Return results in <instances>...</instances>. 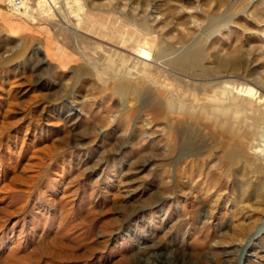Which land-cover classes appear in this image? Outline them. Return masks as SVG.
<instances>
[{"label":"rangeland","instance_id":"1","mask_svg":"<svg viewBox=\"0 0 264 264\" xmlns=\"http://www.w3.org/2000/svg\"><path fill=\"white\" fill-rule=\"evenodd\" d=\"M192 41L209 72L164 59ZM2 68L0 264H169L202 243L213 264H264V171L239 159L264 156V0H0ZM69 132L83 147L60 153Z\"/></svg>","mask_w":264,"mask_h":264},{"label":"bare ground","instance_id":"2","mask_svg":"<svg viewBox=\"0 0 264 264\" xmlns=\"http://www.w3.org/2000/svg\"><path fill=\"white\" fill-rule=\"evenodd\" d=\"M220 17H224V18L218 19L216 21L211 20L209 23V28H211V29L217 28L223 20H226L225 16H220ZM148 28L152 30V28L150 27L149 24L146 25V29H144V30H146V32H148V30H149ZM161 48H160V50H161ZM163 50L164 51H162V52L164 53L163 54L164 59L167 62H169L170 64L177 65V66L182 67V68L199 69L201 72H204V73L209 72V68L204 65L205 44L202 42L192 41L190 43H187L184 47H182L180 49H176V50H175V48H171V47H168L167 45H165V48ZM38 51H39L38 48L33 46L27 50H26V48L24 50H20L18 55L21 57V59H27V58L31 59L35 55H37ZM160 56H162V54ZM219 60H220L219 66H222L223 60L222 59H219ZM19 63H20V60L17 61V63L15 64L16 67H18ZM35 66L40 67L41 65L38 64V65H34V67ZM34 69H37V68H34ZM75 71H76L75 73H76L77 79L79 80L80 76L84 73V70L81 71V70L76 68ZM2 73H3V68H2L1 73H0V79L4 80ZM12 81L13 80H11V81L9 79L7 80L8 83H11ZM132 83H134V84H132ZM140 83H141V85L138 86L137 85L138 82L126 83V82L122 81V83H119L118 86H119L120 92L123 93L124 95H128L129 93H134V92L137 94H144V92H147V94L152 93V88L150 86H148V84H144L143 82H140ZM10 85H12V84H10ZM118 86H116L117 89H118ZM113 88H114V86H113ZM251 94H252V92H251ZM64 101H65V98H63L61 100H54L55 104H62V103H64ZM46 105L47 104H45L43 106L42 110L46 109L49 112L50 110L46 108ZM156 105H160V102H158ZM28 111L31 112L32 110L28 109ZM60 115H61V118L63 120H67V121H73L74 120V112H72L71 110L68 111V113H61ZM253 130L255 132L263 131L264 130V122L258 123L256 126H254ZM85 135H87V132L85 133ZM63 141H64V146H63L60 153H64V154L65 153L72 154V153H74V151H77L80 148L82 149L83 143H84L82 141H79L78 138L75 135L71 134L70 132L63 136ZM250 144H251L252 149L261 150L264 153V140L262 141V139L256 137L250 141ZM237 148H235V149H237ZM53 158H54V156L50 158L51 160H50V163L48 164V167L51 164ZM239 159L242 161V163H243L242 165H246L247 167H251L252 172L262 173L264 171V167L262 165V163H264V156H260L259 160H257V159L254 160L249 156L244 157V155H243V157H240ZM238 164H239V162L237 161L236 157L231 156V154L226 155L224 158L221 159V161L219 163V165H222V168H224V170H222L223 173H228V174H231L234 171L236 173L239 172ZM253 192L261 193L262 187L261 186L254 187ZM239 231L242 233V235L244 233H247L245 231H241V230H239ZM241 233H240V235H241ZM201 240L203 242V239H201ZM202 242H200V243H202ZM205 245H206V243H202L201 244L202 247L200 249L193 250L189 254L186 252H183V251H179L177 248V249H173L171 255H169V256H163L162 255V256L168 260L169 264H213V260L208 255V252L206 253V250H210V252H212L214 254H217L218 250H217V248L210 247V246L208 247V249H207V247L204 248ZM156 256L161 257V255H159V252H152V253L147 254L141 250L140 252H138L135 255V257L131 261V264H163V262L159 261ZM227 260L229 261V259H227Z\"/></svg>","mask_w":264,"mask_h":264}]
</instances>
